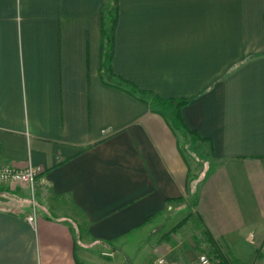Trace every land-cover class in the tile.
Masks as SVG:
<instances>
[{"label": "crops", "instance_id": "1", "mask_svg": "<svg viewBox=\"0 0 264 264\" xmlns=\"http://www.w3.org/2000/svg\"><path fill=\"white\" fill-rule=\"evenodd\" d=\"M109 1L0 0V165L42 168L0 190V264H197L188 222L264 264V0H119L114 72L187 98L195 139L103 78Z\"/></svg>", "mask_w": 264, "mask_h": 264}, {"label": "trees", "instance_id": "2", "mask_svg": "<svg viewBox=\"0 0 264 264\" xmlns=\"http://www.w3.org/2000/svg\"><path fill=\"white\" fill-rule=\"evenodd\" d=\"M111 5H115V14L113 15V12L111 10ZM106 8L109 10V26L103 28V34L105 37V51L103 52V78L105 81L109 84L114 83L117 84L129 91L132 94L140 95L142 99H151V102L154 105L157 106H164L168 108L173 115V122L172 124L175 127H180L185 130L187 135H189L192 138H201V135L192 130L187 126L185 123L181 110L183 106H185L189 100L187 98H162L155 92L151 90H145L140 88L135 82L129 80L128 78H125L124 76H121L119 74H116L112 67V60L114 56V50H115V31L118 23L119 18V0H110L108 4L106 5ZM105 24V22H104ZM103 24V25H104ZM188 220V216L184 217L177 226L183 225ZM203 233L205 235V240L210 245V252L215 260H217L218 264H241L238 260L233 258L231 260L227 254H225L222 251L221 246L217 243V241L213 238L212 234L206 229L203 230ZM234 261V262H233Z\"/></svg>", "mask_w": 264, "mask_h": 264}, {"label": "rangeland", "instance_id": "3", "mask_svg": "<svg viewBox=\"0 0 264 264\" xmlns=\"http://www.w3.org/2000/svg\"><path fill=\"white\" fill-rule=\"evenodd\" d=\"M111 10L113 12V15L115 14V8L116 6L115 5H111ZM104 11H105V18L108 19V22L109 21V10L108 8H104ZM106 22V21H105ZM21 185H27L25 183H19V182H13V181H0V190L1 191H14V192H18L20 194H22L23 196H26V192H25V189H22ZM29 203H30V206L32 208H34V206H36L37 208L40 207L39 206V202L37 201H34L33 199H31V197L29 198ZM0 207H4V208H10V206H7V205H3V204H0ZM189 212V209L185 210L184 212H174V214L172 215V223L173 224H176L179 220H181L183 218V216L185 214H188ZM71 215L73 217H75L77 219V221L79 222V235H80V238H81V241L84 245H90L91 242L85 232V229H84V225H83V222L80 221V214L79 212H76L74 210L71 209ZM199 223V222H198ZM171 224V222L169 223ZM196 225V224H195ZM195 225L193 226L192 222H188L186 225H184V233H185V236L184 237H190V236H194V243L195 245L197 246V249H198V253L201 255V254H205L208 256V258L210 259V261L214 264L218 263L217 260H215L211 254V252L209 251L210 250V245L208 244V242L204 241V233L203 235H192V234H195V231H196V227ZM169 226V225H168ZM186 226V227H185ZM177 228L173 229V232H176ZM162 231H164L165 233L166 232H169V227H167L166 229H163ZM172 231V229H171ZM201 232V231H200ZM201 233V234H202ZM142 247V246H141ZM178 247V246H177ZM181 247H187V245L185 244H182L180 245L179 248ZM144 248H146V245L144 246ZM178 248H176V251L178 252ZM174 253V252H173ZM135 255L136 253H129L127 252L126 255H125V258L128 260L129 264H136V262L134 261V258H135ZM174 256L173 258L176 257V254L174 253ZM231 260H233V257L230 256V255H227ZM103 258L104 261H108L107 258L105 257H101ZM121 256L119 257V255H116L114 257V263L113 264H117L118 260H120ZM149 262H151V260H148L145 262V264H148ZM234 262V261H233ZM111 264V263H110ZM234 264H237V263H234Z\"/></svg>", "mask_w": 264, "mask_h": 264}, {"label": "built area", "instance_id": "4", "mask_svg": "<svg viewBox=\"0 0 264 264\" xmlns=\"http://www.w3.org/2000/svg\"><path fill=\"white\" fill-rule=\"evenodd\" d=\"M42 168L40 166L29 165L24 169H19L11 166L0 165V181H13L19 183H25L33 186L37 177L41 173ZM30 221H34V215L29 216ZM148 264H187L182 261H171L166 256L162 255ZM197 264H211L207 255L201 254L198 258Z\"/></svg>", "mask_w": 264, "mask_h": 264}]
</instances>
